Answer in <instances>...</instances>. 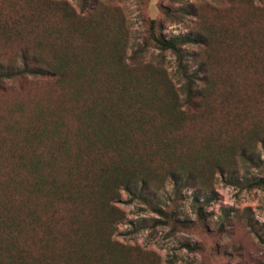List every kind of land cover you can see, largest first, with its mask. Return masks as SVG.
Listing matches in <instances>:
<instances>
[{
    "label": "rangeland",
    "instance_id": "rangeland-1",
    "mask_svg": "<svg viewBox=\"0 0 264 264\" xmlns=\"http://www.w3.org/2000/svg\"><path fill=\"white\" fill-rule=\"evenodd\" d=\"M150 19L159 22L157 31L168 39L196 37L200 30L217 34L208 44L186 47L190 71L205 60L215 86L184 125L193 140L190 149L211 144L217 151L227 150L226 145L245 140L254 123L264 131V0H0V201L23 205L18 182L28 175L18 162L36 146L26 132L52 126L59 118L74 131L76 113L85 101L106 96L108 90L117 95L123 79L110 82L108 63L113 58L122 65L116 51L129 65L125 66L139 74L147 63L162 61L167 79L181 85L174 55L160 51L150 39ZM87 26L90 31L81 36L78 30ZM57 31L67 37L70 55L76 56L71 63L86 72L82 81L68 76L71 84L61 86L54 75L5 77L11 65H21V50L32 51L40 41L52 56L61 47ZM166 73L160 71L154 78L165 81ZM249 144L264 158L260 140ZM234 175L238 182L214 171L213 191L197 195L214 197L203 218L192 206L194 188H183L182 195L175 196L168 181L153 199L160 207L179 197L167 210L178 213L170 224L122 190L115 204L125 217L112 238L126 247L132 264H264V184L251 182L264 179V170L241 166ZM61 231L59 242L45 245L40 228L2 235L0 264H69L63 253L77 237L70 225ZM90 256L96 257L91 251Z\"/></svg>",
    "mask_w": 264,
    "mask_h": 264
},
{
    "label": "trees",
    "instance_id": "trees-1",
    "mask_svg": "<svg viewBox=\"0 0 264 264\" xmlns=\"http://www.w3.org/2000/svg\"><path fill=\"white\" fill-rule=\"evenodd\" d=\"M166 14L170 16L172 12L167 10ZM159 26L156 19H150V39L160 51L174 55L181 85L176 87L167 79L162 61L147 63L145 72L139 74L127 68L129 65L116 51L122 65L113 58L108 63L110 82L123 79L117 95L108 90L106 96L95 95L85 101L76 113L78 124L74 131L59 118L52 126L43 125L38 131L25 133L36 146L28 157L21 155L18 162L28 175L18 182L23 205L16 207L14 201H0V242L2 235H23L29 226L41 229L43 245L59 242L64 235L61 227L70 225L77 239L63 253L67 263L132 264L126 247L112 238L113 230L125 217L115 204L122 190L131 200L141 199L150 205L164 217L165 224H170L177 221L178 213L167 210L179 197L160 207L154 205L153 199L168 181L175 196L182 195L183 188H194L192 206L203 218L214 197L197 195L213 191L215 170L228 173L230 182H238L234 174L241 166L264 170V158L256 148L249 147L255 138L264 146V131L257 123L247 130L245 140L226 145L227 150L217 151L211 144L189 148L193 140L185 133L184 125L193 111L206 103L215 86L205 60L190 71L186 47L208 44L217 34L211 29L200 30L196 37L168 39L157 31ZM90 28L78 33L84 36ZM54 33L61 47L54 49L52 56L46 55L40 41L32 51L21 50V65L16 69L11 65L5 77L54 75L61 86L71 84L68 76L82 81L86 72L81 65L76 68L71 63L76 56L70 55L67 37L62 31ZM134 62H138L136 57ZM160 71L166 73L165 81L154 78ZM202 81L204 86H200ZM73 141L77 146L73 147ZM251 182L262 185L264 179ZM4 250L0 243V251ZM90 251L96 255L94 260Z\"/></svg>",
    "mask_w": 264,
    "mask_h": 264
}]
</instances>
